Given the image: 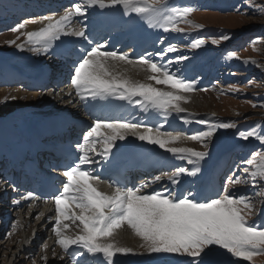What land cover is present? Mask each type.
Wrapping results in <instances>:
<instances>
[{"label": "snow or ice", "instance_id": "6c2138e0", "mask_svg": "<svg viewBox=\"0 0 264 264\" xmlns=\"http://www.w3.org/2000/svg\"><path fill=\"white\" fill-rule=\"evenodd\" d=\"M253 6L264 9V5ZM89 9L101 10L100 15L106 10L122 9L125 17L131 18L134 15L148 27H159L164 32L184 33L185 30L178 27L181 22L190 27H202L187 19L198 8L192 5L171 6L169 0H76L59 17L53 13L16 24L9 30L20 33L17 40L24 36V42L17 44L16 40H11L7 43L15 44L18 50H23L28 45L30 51L48 54L62 36H74L88 41L90 47L82 48L77 61L73 63L70 85L89 114L90 108L95 107L97 102L110 103L112 99L139 106L144 112L151 109L154 116H162L165 121L172 113H186L178 103L185 100L182 95L162 91L151 84L132 81L121 73H114L112 69L113 62L116 61L139 63L147 72L152 73L146 77L147 80L188 92L195 89L196 81L184 78L179 70L170 71L173 63L179 64L188 57L177 55L174 60L167 59L169 53L177 52V46L171 43L155 52H145L135 61L134 52L109 50L107 43L90 38L87 25L73 26L75 17L88 18ZM27 23H41L43 27L35 31H21ZM220 39L227 41L230 37L225 34ZM219 42L217 39L211 40L213 45ZM161 43H164L163 37ZM205 43L206 40L200 38L193 40L188 47L196 49ZM228 57L238 58L235 52H229ZM244 63L255 62L246 60ZM248 83L251 84L252 81ZM10 98L17 99L15 96ZM188 115L186 113L181 117L185 123L190 122ZM195 122L205 128L189 135L183 132H161L164 127L162 124L145 127V131L141 132L140 123L132 120L104 121L98 117L93 118L91 127L83 133V142L76 145L78 158L63 173L66 180L62 182V189L52 197L56 213L52 232L57 237L55 243L63 252L67 253L75 246L82 250L78 255L102 256L104 264H117L118 254L147 253L183 257L178 264H240L241 259L249 261L253 256L264 254V225L249 220L250 216L264 215V151L253 152L250 158L243 160L241 163L245 167L233 169L232 175H228L224 181L222 190L214 195L193 190V180L189 178L199 179V174L202 173L201 162L211 155L210 145L216 133L221 129L237 128L234 122L208 119ZM102 126L109 130V134L97 140ZM258 128L259 125L246 131H238L237 137L245 141L254 138L264 145V129L258 131ZM153 132L156 134L152 135ZM130 136L158 146L173 159L186 162V166L171 165L172 171L130 186L124 167L120 165L123 144L117 143L126 141ZM184 140L199 142L204 150L168 147ZM98 143L100 148H97ZM104 165L114 172L106 180L96 171L98 166ZM237 171H242L244 175H237ZM165 176L171 187L162 183ZM100 183H107L113 189L112 193L100 191L97 186ZM157 183L161 184L159 190L143 191ZM185 183L187 187L182 191L181 187ZM236 185L251 188L252 194H237L231 190ZM13 190L17 189L14 187ZM24 199H31L35 203L37 197L29 192ZM19 203L13 200L14 205ZM255 203H259L260 207L256 208ZM70 205L80 209L78 215L75 212L69 214ZM36 218L39 219V215ZM65 220H71L73 224L79 221L76 227L80 231L74 237L64 234V230L69 227L63 223ZM125 226L142 241L140 248L143 252H137L115 241V233ZM53 255H56L54 250ZM85 264H88L87 260Z\"/></svg>", "mask_w": 264, "mask_h": 264}, {"label": "rangeland", "instance_id": "374dc122", "mask_svg": "<svg viewBox=\"0 0 264 264\" xmlns=\"http://www.w3.org/2000/svg\"><path fill=\"white\" fill-rule=\"evenodd\" d=\"M180 1L182 0H178V2ZM194 1L195 2H192L191 5L199 10L194 11L187 19L202 27H190L186 23L181 22L178 24V27L183 28L185 30L184 33L171 32V36L177 38L179 35H183V38L186 40V44L176 46L182 49V52L188 54L187 57H189V61H187L185 65L189 67L191 73L195 76V78H193L196 81L195 89L188 92H181L168 85L157 84L155 81L147 80L142 83L151 84L153 87L162 91L172 92L173 94L185 97V100L179 101L178 103L179 106L185 109L186 113L189 114L188 119L191 123L192 121L195 122L197 119L207 118V116L208 120L211 121L236 123L237 128L227 130L221 129L216 133L215 139L210 145L211 155L206 160H219L221 155L227 152L233 161H235V165L239 163V165H236V169H242L245 167V165L241 163L243 160L250 158L253 152L264 151V145H262L260 141L254 138L245 141L237 137L238 131H246L257 125L260 126V128L257 129L258 131L264 129V107L259 106L264 105V9L253 6L264 5V0ZM4 4L7 6L6 2H4ZM171 6L175 5L171 3ZM59 15H61V13ZM225 34L230 37L227 41L220 39V37ZM18 35H20V33L12 31H7L5 34L0 35V57H5L7 54H14L17 52L15 44L9 45L7 42L16 40L17 44L23 43L25 39L24 36H20V39L17 40L16 37ZM200 38H204L206 43L196 49L188 47L192 39L198 40ZM212 39L220 40L219 44L213 45L211 43ZM27 46L28 45H25L23 51L27 50ZM229 52H235L238 58H229ZM174 54L176 53L172 55ZM246 60L254 61L255 63L245 64L244 61ZM177 70H179V68H170L172 72H176ZM250 80L252 81L251 84L248 83ZM66 88L67 87L64 86L59 88V90L63 89V92H66L68 89ZM49 91L53 96L58 97L53 100L58 101L59 99L60 102L63 98H59L51 89ZM11 93L13 92L8 91L2 99L0 98V116L20 107L27 108V103L24 99L19 103L13 100L8 101V97ZM0 95H2V93H0ZM66 100L68 99L64 101ZM253 104L257 106L253 107ZM186 113H183V115L185 116ZM200 126L202 125L198 124L199 128ZM204 128L205 126L203 125L201 129L204 130ZM101 131L108 135L105 133L107 132L106 128H101ZM172 133L175 134L176 132ZM188 141L189 140H184L182 142H177V144H170L168 147H188L197 151L204 150L199 142ZM155 147L158 148V146ZM233 153L236 156H234ZM181 162L186 163L178 160V163ZM249 170L251 171V169ZM236 174L241 176L244 175L242 171H237ZM230 175H232V173ZM231 190L241 195L252 194V189L243 185H236L235 188ZM255 206L256 208L260 207L259 203H255ZM241 207L243 206L241 205ZM21 211L20 213L18 212V214L15 213L13 218L8 220L6 224V228L7 225L8 228H5L4 234L2 233L0 235V246L4 245L10 236L9 243L12 247L15 246L14 249L8 250L0 248V260L5 259L4 254H6V261L4 264H13V261H15V264H33V261L35 264H47L49 263V259H60L63 256V250H59L58 254L56 253L54 256L53 250L56 252L59 245L54 242L50 247L48 246V248L45 249L44 245L50 243V240L45 237L44 239L40 238L37 242L36 251L35 247H33L31 254H20L15 260L16 256H13V252L21 250L22 243L20 240L24 239L25 234H28L30 230L34 228L32 234H36V221L32 220V223L29 224V227L26 226V229L24 225L21 226L23 218L27 216L24 210ZM16 215H18V218ZM0 216H3V213ZM260 216H250L249 220H255L258 224H261V222L258 221ZM17 223L18 226H16ZM12 227H14V230H11ZM79 231L80 229L75 225L72 227L71 233L75 236ZM42 248L45 249L43 255L47 258L46 260H44V257L40 258L39 256L38 251ZM139 252H143V249L141 248ZM182 259L184 258L174 255H148L147 253L143 255H131V257L126 255H117L116 257L118 264L120 262L124 264H178ZM240 264H264V254L253 256L249 261L241 259Z\"/></svg>", "mask_w": 264, "mask_h": 264}, {"label": "bare ground", "instance_id": "6f19581e", "mask_svg": "<svg viewBox=\"0 0 264 264\" xmlns=\"http://www.w3.org/2000/svg\"><path fill=\"white\" fill-rule=\"evenodd\" d=\"M3 1L7 3V6H9V4H11L13 2L12 0H3ZM184 2H188L189 3L190 0H185ZM29 3H37V0H25V1H21L19 4H29ZM59 3H64V1L63 0H59ZM90 10H93V9H90ZM96 10H98V9H96ZM93 11H95V10H93ZM3 13H4V11L1 12L0 14H3ZM63 13H61V15ZM204 14H206V13H204ZM56 16L59 17L60 15L57 14ZM88 16H89V12H88ZM104 16L108 17V18H113L114 17V15H109V14H106ZM116 19L121 21V23H125L126 22V20H124V19H122L120 17H116ZM133 19L135 20V23H134L135 25H143L145 27V29L143 31L146 32V36H147L146 39H141L139 41L138 46L139 45L143 46V45L147 44L149 41L155 40V37L159 36L160 34H162V37H164V36L168 37L169 36L168 32H164L159 27H153V28L148 27V25L146 23H144L138 17H133ZM92 23H94V21ZM135 25H133L131 30L134 31L135 33H138L137 27ZM73 26L74 27H79V26H81V22H79L76 18H74ZM41 27H43V24H41V23H35V24L27 23L26 27L24 29H22L21 31H23V32L35 31V30H38ZM131 37H132V35H128V38H131ZM77 39H79V38L74 37V36H62L61 40L56 42V45L54 46V50H51L50 53H48V54H38V53L32 51V52H29V54L24 53L22 55L17 56V59L18 58H21V59H24V60L32 59V61H29V62H30V64L33 65V68L35 70L39 69L41 71H44L46 73L47 77L51 76L50 73H48V70L52 66V68L56 72V75H53V77L50 78V80H52L50 82L52 84H54V85L58 84L59 87L62 88V87H64V83L66 82V78L68 77V73H66V65L60 63L58 61V59H56L54 56L61 54L63 48H68L69 46L73 45L76 42ZM127 41H129V40L126 38V42ZM122 46L125 47L126 45H122ZM137 49H138V47L136 48L135 52L137 51ZM151 51H153V50H151ZM45 59L49 60L50 64L47 63V65H41L44 62ZM113 63H114V67H113L112 70H113L114 73H121V74L125 75L127 78H129L130 80H132V81L146 82L147 81L146 77L148 75L152 74V73L147 72L143 67H141L139 63L128 64V63H125V62H122V61H116V62H113ZM22 64L20 63V67L17 70L22 72V74H25L26 76L33 78L34 73L27 72V70H25L23 68ZM24 66H27V64L24 63ZM13 75H17V74L15 72H13ZM36 78H38V76ZM15 80H16V82L21 81L20 78L18 79V77H16V76H15ZM8 91L9 92H13V93H11L9 95L8 101L12 100L10 98L12 96L17 97V99L13 100V101H16V103L17 102L19 103L20 101H22L24 99L25 102L27 103V106H26L27 109H28L27 111H33L34 110V112L31 113L33 115L34 114H39L38 113L39 111H42V110H45V109L49 110L50 109L49 106L52 105V103H50L51 100L58 98L56 96H53L52 93H50L49 89H47L46 92H43V95H42V94H40L41 92H38V93L37 92H26V91L21 92L20 90L14 89V88L7 89V90H0V93H2V95H0V98L2 99L5 96V93H7ZM69 93H71V95H69ZM60 97H63L61 99L62 102L65 99H68V100H72V103H77V100H78L76 95H75V91L72 88V86H70L66 90V92L63 95H61ZM188 97H189V94H188ZM68 100H66V101H68ZM112 100H115V99H112ZM105 104L109 105L108 102H106ZM101 105H103V104H101ZM34 107H36L37 109L34 108ZM70 107L73 108V104H71ZM57 108H58V110L62 109V108H60V106L59 107L57 106ZM76 108H77L78 112L81 111V106H79V107L77 106ZM55 110H57V109H55ZM69 113H72V112H69ZM158 116L159 115H155V116L152 115L150 118L151 119H153V118L157 119ZM204 119H208V116H207V118L204 117ZM162 125H164V127H166V128H169L168 124H162ZM171 126H173V125H171ZM180 126H182L183 128H186L188 131L193 127L190 123L189 124L188 123H183V124H180ZM202 126H201V128H202ZM101 128H105V127L102 126ZM101 128L99 129V134H100L99 137L100 136L101 137L106 136V134H104L101 131ZM139 130L141 132H144L141 129H139ZM105 133L109 134V130L107 129V132H105ZM0 134H2L3 136H6V132L4 131V128H0ZM155 134L156 133H154L152 135H155ZM132 140L133 141L135 140V141L133 142ZM190 141L191 140H189L188 142H190ZM117 143L118 144H123V149L122 150L131 149V148H133V146H135V147L145 146L146 148L143 149L144 152H148L149 151L148 149H150V148H148V143L147 142H141V141H139V140H137V139H135L134 137H131V136L128 137L126 141H123V142L117 141ZM4 144L6 145V141H4ZM175 144H177V143H175ZM99 146L101 147L100 144H99ZM173 146H176V145H173ZM150 151H153V150L150 149ZM152 155H153V152H151L150 156H152ZM205 167H208V166L202 165L203 171L205 170ZM215 168L217 170H219L220 166L219 167L215 166ZM97 186H98V189L100 191H103V192L109 193V194L112 193V190L110 188H108L106 183H100ZM182 187H183V185H182ZM0 190H1V188H0ZM30 205L31 204H27V206L26 205H22L21 208L16 207V208H14L12 210V213L10 214V215L14 216L15 213L18 214V212L20 213L21 210H24V213H26L27 216L23 218L21 226L24 225L25 228H26V226L29 227V224L32 223V220L36 221L35 222L36 223V234L33 235L31 233V230H30V232L28 234L26 232H24V233H26L25 237H24V239L20 240V242L22 243L21 244L22 245L21 246V250L20 251L17 250L16 252H13V256H16L15 260L17 259V257H19L20 254H25V253H26V255L27 254L28 255L31 254L33 247H35V251H36L37 250L36 249V244H37V242L39 241L40 238L44 239L45 237H47V239L50 240V243L47 244V246H49V247L57 239L55 234L52 232V227L55 224V220L53 221V219H55V215H56L55 208L53 209V211L51 213H49L48 209L45 210L40 205H35V206H32V205L30 206ZM2 211H3V207H0V215H1ZM68 211H69V214H71L72 212H75L78 215L79 212H80V209L75 208L74 205H70ZM40 214H42V215H40ZM38 215H39V219L36 218ZM16 217L18 218V215H16ZM19 220H20V218H19ZM63 223L69 225V228L64 230V234L69 236V237H74V235L71 233V231H72V227L75 226L76 224H73V222L71 220H65V221H63ZM16 226H18V223L16 224ZM5 228H6V223H4V222L0 223V235L2 233H4V231H5L4 229ZM50 233H51L52 237L50 236ZM10 237L7 239V241H6V243L4 245L0 246V248H3L5 250L14 249L15 248V246L12 247V245L9 243L10 242L9 241ZM114 239H115V241L119 242V244H121L123 246L131 247V248L135 249L137 252H139L140 249H141L140 245H141L142 241L138 237L134 236L132 234L131 230L128 229L126 226L121 228V229H119V230H117V232L115 233ZM47 248H45V249H47ZM45 249L42 248V249H40L38 251L40 258L44 257L43 254H44V250ZM59 250H61L60 246L57 247L55 253L58 254ZM69 250H79L80 251L81 249H78L75 246H72ZM0 252H1V250H0ZM16 253H17V255H16ZM4 255H5V259H6V254H4ZM118 256H120V255L118 254ZM126 256L131 257V254L126 255ZM62 257H64V258L63 259L60 258L58 260L57 259L56 260L55 259H49V263H47V264H76V262L80 260V258H78V257H74L73 258L72 256L68 255V252H67L66 255H63ZM57 258H58V256H57ZM5 259L0 260V264H4L5 261H6ZM90 260L91 261L94 260L98 264H104L102 256H97V257H93L92 256V259H90ZM80 263L81 262H79V264ZM13 264H15V261H13ZM120 264H124V263H120Z\"/></svg>", "mask_w": 264, "mask_h": 264}]
</instances>
